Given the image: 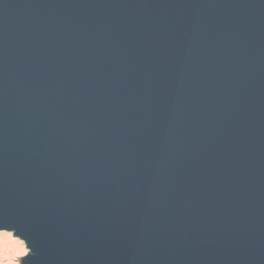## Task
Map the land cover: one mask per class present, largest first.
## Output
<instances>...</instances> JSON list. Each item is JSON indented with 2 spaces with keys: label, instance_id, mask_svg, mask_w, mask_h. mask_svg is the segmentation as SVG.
Returning <instances> with one entry per match:
<instances>
[{
  "label": "water",
  "instance_id": "95a60500",
  "mask_svg": "<svg viewBox=\"0 0 264 264\" xmlns=\"http://www.w3.org/2000/svg\"><path fill=\"white\" fill-rule=\"evenodd\" d=\"M0 223L19 264H264V0H0Z\"/></svg>",
  "mask_w": 264,
  "mask_h": 264
},
{
  "label": "rangeland",
  "instance_id": "374dc122",
  "mask_svg": "<svg viewBox=\"0 0 264 264\" xmlns=\"http://www.w3.org/2000/svg\"><path fill=\"white\" fill-rule=\"evenodd\" d=\"M21 251L24 255H21ZM27 252L22 240L13 237L11 232L0 231V264H19L18 259Z\"/></svg>",
  "mask_w": 264,
  "mask_h": 264
},
{
  "label": "snow or ice",
  "instance_id": "6c2138e0",
  "mask_svg": "<svg viewBox=\"0 0 264 264\" xmlns=\"http://www.w3.org/2000/svg\"><path fill=\"white\" fill-rule=\"evenodd\" d=\"M4 228H7L6 226H4L2 223H0V229H4ZM31 252V249L28 248V252L26 254V257L30 254ZM21 255H24L23 251H21Z\"/></svg>",
  "mask_w": 264,
  "mask_h": 264
},
{
  "label": "bare ground",
  "instance_id": "6f19581e",
  "mask_svg": "<svg viewBox=\"0 0 264 264\" xmlns=\"http://www.w3.org/2000/svg\"><path fill=\"white\" fill-rule=\"evenodd\" d=\"M9 239V238H8ZM13 242V241H12Z\"/></svg>",
  "mask_w": 264,
  "mask_h": 264
}]
</instances>
